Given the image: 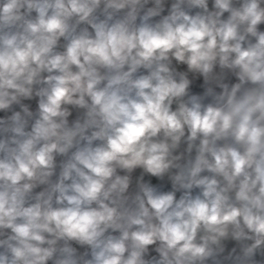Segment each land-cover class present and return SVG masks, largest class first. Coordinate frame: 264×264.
<instances>
[{
  "label": "clouds",
  "instance_id": "clouds-1",
  "mask_svg": "<svg viewBox=\"0 0 264 264\" xmlns=\"http://www.w3.org/2000/svg\"><path fill=\"white\" fill-rule=\"evenodd\" d=\"M0 113V264H264V0H0Z\"/></svg>",
  "mask_w": 264,
  "mask_h": 264
},
{
  "label": "trees",
  "instance_id": "trees-1",
  "mask_svg": "<svg viewBox=\"0 0 264 264\" xmlns=\"http://www.w3.org/2000/svg\"><path fill=\"white\" fill-rule=\"evenodd\" d=\"M31 103L32 107L35 108V101L29 102ZM4 115L3 113H0V116Z\"/></svg>",
  "mask_w": 264,
  "mask_h": 264
},
{
  "label": "crops",
  "instance_id": "crops-1",
  "mask_svg": "<svg viewBox=\"0 0 264 264\" xmlns=\"http://www.w3.org/2000/svg\"><path fill=\"white\" fill-rule=\"evenodd\" d=\"M153 182L155 183V180Z\"/></svg>",
  "mask_w": 264,
  "mask_h": 264
}]
</instances>
